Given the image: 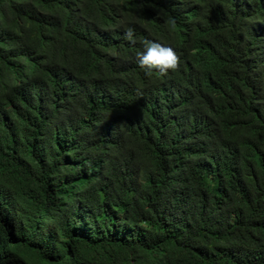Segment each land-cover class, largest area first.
<instances>
[{"label":"trees","instance_id":"trees-1","mask_svg":"<svg viewBox=\"0 0 264 264\" xmlns=\"http://www.w3.org/2000/svg\"><path fill=\"white\" fill-rule=\"evenodd\" d=\"M0 264H264V0H0Z\"/></svg>","mask_w":264,"mask_h":264},{"label":"clouds","instance_id":"clouds-1","mask_svg":"<svg viewBox=\"0 0 264 264\" xmlns=\"http://www.w3.org/2000/svg\"><path fill=\"white\" fill-rule=\"evenodd\" d=\"M174 25L175 21H173ZM123 38L134 44L136 42L135 29L125 27ZM142 44L144 50L138 52L136 56L138 66L144 70L145 75L151 77L154 72H158L161 76H165L169 70L172 72L179 70L180 57L173 47L149 39L142 41Z\"/></svg>","mask_w":264,"mask_h":264}]
</instances>
